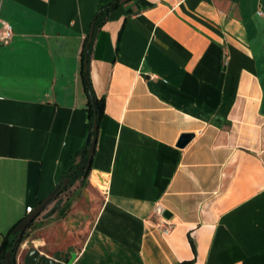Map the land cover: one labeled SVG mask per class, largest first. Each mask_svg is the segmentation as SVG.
<instances>
[{
	"label": "crops",
	"instance_id": "obj_1",
	"mask_svg": "<svg viewBox=\"0 0 264 264\" xmlns=\"http://www.w3.org/2000/svg\"><path fill=\"white\" fill-rule=\"evenodd\" d=\"M113 1L0 0L12 30L0 45V244L85 143L79 55ZM109 14L88 66L104 99L91 171L34 220L16 264L30 247L57 264L72 253V264H264V83L250 33L264 0H138ZM156 203L168 234L149 218Z\"/></svg>",
	"mask_w": 264,
	"mask_h": 264
},
{
	"label": "trees",
	"instance_id": "obj_2",
	"mask_svg": "<svg viewBox=\"0 0 264 264\" xmlns=\"http://www.w3.org/2000/svg\"><path fill=\"white\" fill-rule=\"evenodd\" d=\"M138 0H135L136 2ZM118 0H114L112 3H110L108 6H103L100 9H98L94 13L93 20L91 22L90 30H91V39L90 42H88V37H86L83 41V46L79 55V60L81 63V72L82 74V80H83V88L86 91L87 95V105H86V111L88 114V119H89V126H88V131H87V137L85 140V143L81 150L75 152L72 157L69 160V165L66 167V169L63 171L61 177H60V182L56 186L55 190L53 191L56 194H61L70 189L76 182H82L85 179H87V176L89 175L91 171V166H92V159L90 161V166L88 170L86 171V167L88 165L87 163V157H88V147H93L94 151L96 150V143H97V138H98V128H99V123L100 120L102 119L103 115V108H104V99L99 98L96 99L93 90L91 89L90 81H89V74H88V66L90 62V56L92 53V48H93V39L95 37V34L100 30V28L106 23V21L109 18V13L118 8L117 4ZM260 59L256 57V62L258 65H260ZM84 66H86V70H84ZM262 82V81H261ZM94 122H96L97 130L93 131L92 127ZM64 181H68V184L66 187L62 188V185ZM61 190L59 193L58 191ZM41 202V201H40ZM37 203L36 206L38 204ZM21 222V221H20ZM16 223L11 230L2 238V242L0 244V264H5V254L7 252H11V264H16V257H17V250L14 249L12 250V247L16 243V235L13 234L14 229L18 226L20 223ZM34 222V221H33ZM31 222L29 224V227L26 229V231L33 225ZM26 231L23 233L21 238L19 239V243H23L26 237ZM18 246V244H16ZM68 259H66V262ZM182 264H190V263H182Z\"/></svg>",
	"mask_w": 264,
	"mask_h": 264
},
{
	"label": "water",
	"instance_id": "obj_3",
	"mask_svg": "<svg viewBox=\"0 0 264 264\" xmlns=\"http://www.w3.org/2000/svg\"><path fill=\"white\" fill-rule=\"evenodd\" d=\"M135 1V0H118L117 4L119 7L124 6V4ZM90 30V29H89ZM91 39V30L88 35V42H90ZM84 70H86V66H84ZM93 131L97 130L96 122H94ZM194 135L193 134H187L183 135L180 137L178 140L176 146L180 149H183L187 146V143H189L193 139ZM88 157H87V167L86 171L88 170L90 166V161L92 159L93 153H94V148L93 147H88ZM68 184V181H64L62 188L66 187ZM62 188L58 191L59 193L61 192ZM59 194H56L54 192L50 193L49 196H47L44 200L38 204L33 211L30 214H27L26 217L18 224V226L14 229L13 234L16 235V243L12 247V250L16 249L17 251L21 248V244L19 243V239L23 235V233L26 231V229L29 227V224L33 222L36 218H38L41 214V212L44 210L46 206H48L50 203L54 202L58 198ZM57 210V207L55 206L52 209V213H54ZM18 244V246H16ZM11 252H7L5 255V264H11ZM76 255L75 253H72L70 259L68 260L67 264H72L74 261ZM22 264H57L56 260L46 256L45 254H40L38 250H36L33 247H30L27 249L25 256L22 259Z\"/></svg>",
	"mask_w": 264,
	"mask_h": 264
},
{
	"label": "built area",
	"instance_id": "obj_4",
	"mask_svg": "<svg viewBox=\"0 0 264 264\" xmlns=\"http://www.w3.org/2000/svg\"><path fill=\"white\" fill-rule=\"evenodd\" d=\"M12 37L11 26L7 22L0 21V45L6 46ZM33 210L31 208L26 209V214H30ZM164 208L160 203H156L150 214V219L154 221L155 227L161 231L162 234H168L172 226L168 224L163 218Z\"/></svg>",
	"mask_w": 264,
	"mask_h": 264
},
{
	"label": "rangeland",
	"instance_id": "obj_5",
	"mask_svg": "<svg viewBox=\"0 0 264 264\" xmlns=\"http://www.w3.org/2000/svg\"><path fill=\"white\" fill-rule=\"evenodd\" d=\"M260 4V2H258ZM257 3V5H258ZM256 5V6H257ZM256 21L258 23V33L257 35L254 36V33L252 31V29H250V33H251V45H252V50L253 53L255 54V56L260 59V65H259V69H260V78L262 83H264V22L263 20H261V18H257L256 17ZM256 23V24H257ZM69 193V192H68ZM49 206H47L46 208H48ZM29 236V232L28 230L26 231V237L25 239L27 240Z\"/></svg>",
	"mask_w": 264,
	"mask_h": 264
}]
</instances>
